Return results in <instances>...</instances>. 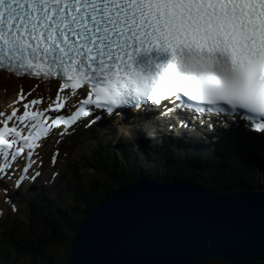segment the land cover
Listing matches in <instances>:
<instances>
[{
    "label": "snow or ice",
    "instance_id": "snow-or-ice-1",
    "mask_svg": "<svg viewBox=\"0 0 264 264\" xmlns=\"http://www.w3.org/2000/svg\"><path fill=\"white\" fill-rule=\"evenodd\" d=\"M0 70L59 81L46 108L43 97L26 99L34 88L20 89L22 114L0 112V179L9 155L27 150L34 163L52 127L94 123L121 106L223 105L259 118L251 127L264 139V0H0Z\"/></svg>",
    "mask_w": 264,
    "mask_h": 264
},
{
    "label": "water",
    "instance_id": "water-1",
    "mask_svg": "<svg viewBox=\"0 0 264 264\" xmlns=\"http://www.w3.org/2000/svg\"><path fill=\"white\" fill-rule=\"evenodd\" d=\"M69 264H264V190L139 178L86 211Z\"/></svg>",
    "mask_w": 264,
    "mask_h": 264
},
{
    "label": "trees",
    "instance_id": "trees-1",
    "mask_svg": "<svg viewBox=\"0 0 264 264\" xmlns=\"http://www.w3.org/2000/svg\"><path fill=\"white\" fill-rule=\"evenodd\" d=\"M166 166L170 167L168 164H166ZM221 166L222 165L218 164L215 165L211 171H201L202 168L197 170L188 167V165L185 164V166L177 165L175 168L165 172H168L169 175H175L176 177H182L185 179H196L203 177V179L206 181L208 180L213 183L214 187L220 189L232 188L240 185H254V183L247 181L248 179L244 176V174L238 172V168L230 167L226 164H223V168H220ZM129 175L132 176L131 173H127L124 169L119 170L115 167L108 170L104 174L98 173V175L95 176L97 184L93 187V189L91 182L77 185V190L75 189V194L72 198V201L75 203V205L71 208V210H67V213L61 218H55L53 217L52 213L44 212V227L41 232V237L38 238L36 243L38 247L33 250H31V248H29V250H25L23 247L24 245L21 246V249L18 248L19 245H16L19 251L21 263L68 264V244L71 234L75 230L81 215L89 210L99 198L108 194L109 187L106 185L108 183L106 179L111 180L110 182L122 184L131 178ZM213 178L215 180L214 182L212 180ZM43 244L53 246L55 251L51 249V251L48 253V256H46L44 259H41L40 256L42 254H40V249L38 248ZM1 262H3V259L0 258V263Z\"/></svg>",
    "mask_w": 264,
    "mask_h": 264
},
{
    "label": "rangeland",
    "instance_id": "rangeland-1",
    "mask_svg": "<svg viewBox=\"0 0 264 264\" xmlns=\"http://www.w3.org/2000/svg\"><path fill=\"white\" fill-rule=\"evenodd\" d=\"M6 86H7L6 88L3 89L0 88V96L4 94L3 98H5L4 100L0 99V107L1 105L4 104V102H6L7 98L9 99L13 97L15 93V88H16L15 83L13 82L9 83L6 84ZM87 133L90 134L89 132H86V134ZM86 134L84 132L77 131L76 134L73 135V138L71 140L72 143L70 145L73 147H70V149L72 150L73 148L79 145H81L82 148L79 149L78 154L76 156L69 155L66 161V167H65L66 169L64 170L63 174L60 176L59 179H55L50 184L44 185L43 183L46 181L45 180L46 178L45 175H43V177L38 179V181L36 182L39 186H43L44 190H46L48 199L50 200L56 199L58 200V202H61L62 205L59 206L60 208H64V209L67 208L65 205L70 203V201L68 202L70 198L67 195L68 193H70V190L68 189H71V187L73 186L72 183L74 182L73 172L70 170L71 167L73 166L74 163L73 161L77 160L79 154H83L86 151L88 152L90 148L89 145L90 143H92V141L89 139L87 142H85ZM111 135H112V140L114 141L116 137H114L113 133ZM106 136H109V134H107ZM99 139L101 138H98V140ZM112 140H110V142H113ZM104 141H105L104 145H106V149L110 148L109 150L112 151L113 150V148L111 147L112 144H110L111 145L110 146L109 144H106V140ZM84 165L85 163H81V167H82L81 171H83V174L82 172L80 173L82 177L90 173V170L85 169ZM71 173H72V177H71ZM20 190L24 195L28 193L26 186H22ZM24 210L25 209L21 207L18 213H11L8 209H6L3 218L0 219L1 249L6 250L12 244H13L12 245L13 248L15 245H19L18 247L19 249L24 244L23 247L25 250H29V248L33 250L36 247H38L36 245L38 239L37 234L42 229L44 218L40 215L41 213L39 214V211L38 212L29 211L30 213L28 212L26 213ZM2 232L4 233L2 234ZM38 249H40V254H42V259H44L46 258V256H48V253L51 251V249H53V246H49L48 244H43L42 246H39ZM53 251L55 250L53 249ZM15 254L16 253L14 251L12 250L9 251V255H8L9 264H19L20 260L14 261Z\"/></svg>",
    "mask_w": 264,
    "mask_h": 264
},
{
    "label": "bare ground",
    "instance_id": "bare-ground-1",
    "mask_svg": "<svg viewBox=\"0 0 264 264\" xmlns=\"http://www.w3.org/2000/svg\"><path fill=\"white\" fill-rule=\"evenodd\" d=\"M4 75L9 76L10 78L14 79L17 82H20L24 77H17V76H12L9 74H6L5 72H2ZM34 83V96L32 97V99L37 98V97H43V101L49 100V97L55 96V93L57 90L56 88V82L53 80H41V79H33L32 80ZM21 85H18L17 87L20 89ZM17 88V89H18ZM67 91V90H65ZM3 97V94L0 96V99ZM79 97V96H78ZM27 100H31L30 97L26 98ZM131 123H136V124H132L129 125L127 127H122L119 130L121 131V135L125 136L126 134H130L132 132V130L137 129L139 127V125H141V128H145L146 130H150L149 126L146 125L144 122L139 121V122H134L132 121ZM139 124V125H137ZM144 124V125H143ZM153 125H156L157 128L161 127L159 130L163 131V127H164V123H152ZM151 124V125H152ZM113 130V129H112ZM230 131V129H227L226 134ZM204 132H210V131H204ZM195 133V132H193ZM215 137L219 138L221 132H214ZM120 135V136H121ZM53 141H49V139H47V141L45 143H43V145L40 146L39 148V154L41 155V161L42 164L39 166V168L37 169V171H41L43 174L46 175V179L49 181L55 180V179H59L60 176L63 174L64 170L66 169V159L67 157H63L62 154H59L58 157L56 158L55 162L52 163L51 162V157L54 155H56L52 143ZM255 146H259L261 143L254 141ZM76 152V151H75ZM72 154H74V152H72ZM70 154V155H72ZM214 158H217L216 156H213ZM225 163H228V161L223 160ZM55 174V175H54ZM33 180L36 178V172H34V174L32 175ZM213 182L215 181L214 178L212 179ZM40 199V198H38ZM0 205L3 207L4 206V202H0ZM0 206V219L3 218L4 216V210L2 209V207Z\"/></svg>",
    "mask_w": 264,
    "mask_h": 264
}]
</instances>
